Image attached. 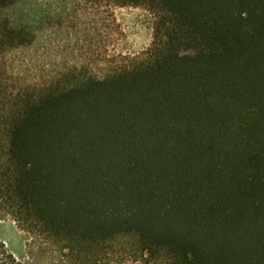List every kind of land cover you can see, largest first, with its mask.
I'll return each mask as SVG.
<instances>
[{
	"label": "trees",
	"instance_id": "16d2710c",
	"mask_svg": "<svg viewBox=\"0 0 264 264\" xmlns=\"http://www.w3.org/2000/svg\"><path fill=\"white\" fill-rule=\"evenodd\" d=\"M71 1L0 0V264H264V0ZM124 7L153 43L111 54Z\"/></svg>",
	"mask_w": 264,
	"mask_h": 264
},
{
	"label": "rangeland",
	"instance_id": "374dc122",
	"mask_svg": "<svg viewBox=\"0 0 264 264\" xmlns=\"http://www.w3.org/2000/svg\"><path fill=\"white\" fill-rule=\"evenodd\" d=\"M71 2V0H53L52 4V0H39L38 3L44 6L43 10H47V17L49 15L52 17V8H54V23L56 25L66 24L64 26L66 27V22L72 20V18L68 19V17L75 16L73 12L71 13L67 10L68 8H72ZM34 6L35 5H33V7ZM35 18L42 23H44L43 21L47 22V18L44 15L35 16ZM80 18L81 21H84L82 16ZM92 18L95 17L86 16V23L90 24ZM73 24L75 25V22ZM49 25L52 27V24ZM95 26L102 31V45L104 44L111 54L115 52L128 54L139 53L151 47L153 43V17L143 8H114L111 10L110 14L106 15L105 27L102 23H100L99 26L95 24ZM63 42L64 39L63 41L55 40L54 45L56 47H63ZM74 45L75 43L66 44L65 48ZM1 214L0 212V216ZM27 240L28 237L26 234L18 230L11 220L0 217V241L5 242L14 253L22 255L25 251ZM123 262L124 263L120 264H139L132 260Z\"/></svg>",
	"mask_w": 264,
	"mask_h": 264
}]
</instances>
